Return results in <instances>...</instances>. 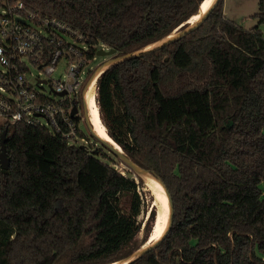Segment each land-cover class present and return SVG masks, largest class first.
Wrapping results in <instances>:
<instances>
[{
	"label": "trees",
	"instance_id": "obj_1",
	"mask_svg": "<svg viewBox=\"0 0 264 264\" xmlns=\"http://www.w3.org/2000/svg\"><path fill=\"white\" fill-rule=\"evenodd\" d=\"M3 1L70 24L93 58L101 43L118 56L163 39L204 0ZM224 2L192 32L97 78L108 134L173 200L166 237L130 264H264V33L228 18ZM255 17L264 22V0ZM6 127L0 264H110L149 240L156 208L138 220L144 176L44 127Z\"/></svg>",
	"mask_w": 264,
	"mask_h": 264
},
{
	"label": "built area",
	"instance_id": "obj_2",
	"mask_svg": "<svg viewBox=\"0 0 264 264\" xmlns=\"http://www.w3.org/2000/svg\"><path fill=\"white\" fill-rule=\"evenodd\" d=\"M100 48L109 49L104 43ZM88 50L84 35L65 21L33 11L22 1L0 3V116L4 123L41 126L71 145H80L86 137L81 123L87 122L81 103L84 111L85 106L88 109L86 92L101 65L90 66L96 56L89 58ZM62 60V76L49 77ZM32 68L39 70L38 76ZM46 84L50 94L43 87ZM94 94L96 99L97 81Z\"/></svg>",
	"mask_w": 264,
	"mask_h": 264
},
{
	"label": "water",
	"instance_id": "obj_3",
	"mask_svg": "<svg viewBox=\"0 0 264 264\" xmlns=\"http://www.w3.org/2000/svg\"><path fill=\"white\" fill-rule=\"evenodd\" d=\"M218 0H213V2L211 3V5L208 7V9L201 15V17L199 19H197L195 22H190L188 21V24L183 26V27H179L178 29H176L174 32H172L170 35L164 37L163 39L156 41L144 48L138 49L136 51L133 52H128L122 55H116L117 54V50L115 48H109V49H104V48H100L97 51V55H113L112 58L108 59L107 61H105L103 64H101L97 69L96 72H98L105 64L106 67L104 69H102L103 71L111 66L112 64L124 61V60H128V59H133V58H137V57H141L145 54H148L149 52L156 50L158 48H162L165 45L171 43L172 41H175L183 36H185L186 34L192 32L193 30H195L196 28L200 27L204 21L208 18V16L210 15L211 11L213 10V8L216 6ZM202 3L200 5V9H201ZM199 9V11H200ZM101 71V73L103 72ZM100 73V74H101ZM76 107L73 109V112H76ZM85 112L87 115V124L91 130V133L97 138L99 139V141L101 143H103L106 147H108V149H110L114 154H116L126 165H128L135 173H138L142 176H144L145 174H151L148 170L142 168L141 166H139L136 162H134L121 148V146L110 136V139H104L102 138L100 135H98V133L95 131L89 116H88V109L85 106ZM7 133H8V127H6L0 134V163L2 165V168L4 169H8L9 165H10V158L7 155V148H6V139H7ZM82 148H86L85 145H81ZM155 179H157L162 186L164 187V190L168 196L169 199V206H170V213H169V218H168V222L166 225V228L164 230V232L162 233V235L156 239L155 241H153L152 243H144L143 245H141L140 248H138L137 250H135L133 253H131L130 255H128L127 257L114 262L116 264H130L131 262L135 261L136 259H138L139 257H141L143 254H145L146 252L152 250V249H156L157 246L161 243V241L166 237V235L168 234L172 223H173V217H174V206H173V200H172V196L170 194V192L168 191L165 183L155 177L153 174H151Z\"/></svg>",
	"mask_w": 264,
	"mask_h": 264
},
{
	"label": "rangeland",
	"instance_id": "obj_4",
	"mask_svg": "<svg viewBox=\"0 0 264 264\" xmlns=\"http://www.w3.org/2000/svg\"><path fill=\"white\" fill-rule=\"evenodd\" d=\"M259 12V0H225L224 2V13L230 19L237 21L244 28L251 29L259 26L260 30L264 33V22L259 23V19L255 17V14ZM113 55H97L93 61H91L90 66L95 68L100 64L104 63L108 59L112 58ZM65 67V61L62 60L58 64V67L55 72H53L49 77L58 79L62 76L63 68ZM32 72L34 76L39 75V70L36 68H32ZM94 73V70L90 73L89 77ZM42 77H47L44 75ZM43 87L47 90V93L50 94L51 87L46 84ZM82 111H84L83 102L81 103ZM117 109L121 110V106L117 101ZM5 124L3 116H0V126ZM81 129L85 133L83 139L80 140V145H85L89 149L93 150L97 148V153L100 154L104 152L106 155V159L109 163L113 164L118 170L124 173L126 176L134 178L138 183L140 181L139 176L128 166L126 165L116 154H114L110 149L101 145V142L96 139V137L91 133V130L86 121L81 123ZM141 198H142V206L141 212L138 215V220L145 222L152 210L153 207L156 209V219L158 218L160 210L163 208L161 202L157 199V196L153 193V191L146 185L145 178L142 183L138 187ZM156 222V220H155ZM142 232L140 234V238L142 237Z\"/></svg>",
	"mask_w": 264,
	"mask_h": 264
},
{
	"label": "bare ground",
	"instance_id": "obj_5",
	"mask_svg": "<svg viewBox=\"0 0 264 264\" xmlns=\"http://www.w3.org/2000/svg\"><path fill=\"white\" fill-rule=\"evenodd\" d=\"M213 0H204L202 2V6L200 11L193 15L188 21L190 22H195L197 19L201 17V15L208 9V7L211 5ZM171 34V33H170ZM166 37V36H165ZM107 64H105L98 72L96 77L94 78L92 84L90 85L89 89L86 92V101H87V107H88V115L89 119L95 129V131L104 139H110V135L108 134L107 127L102 120L101 113H100V108L98 106V103L95 99V85L98 76H100L102 69L106 67ZM145 183L146 185L153 191V193L157 196V199L159 202L162 204V209L160 210V213L158 218L156 219V222L154 224L153 230L150 235L149 240L146 242L152 243L156 239H158L162 233L164 232L168 218H169V213H170V206H169V199L168 196L164 190V187L162 184L155 179L151 174H145ZM141 181V180H140ZM110 264H116V263H110Z\"/></svg>",
	"mask_w": 264,
	"mask_h": 264
}]
</instances>
